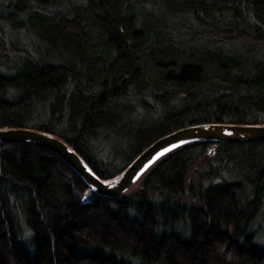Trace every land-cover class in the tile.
Here are the masks:
<instances>
[{
	"label": "trees",
	"instance_id": "16d2710c",
	"mask_svg": "<svg viewBox=\"0 0 264 264\" xmlns=\"http://www.w3.org/2000/svg\"><path fill=\"white\" fill-rule=\"evenodd\" d=\"M0 21L31 39L0 33V127L64 139L101 178L181 126L264 123V0H0ZM260 205L264 140L180 145L112 197L0 142V264H264Z\"/></svg>",
	"mask_w": 264,
	"mask_h": 264
},
{
	"label": "water",
	"instance_id": "95a60500",
	"mask_svg": "<svg viewBox=\"0 0 264 264\" xmlns=\"http://www.w3.org/2000/svg\"><path fill=\"white\" fill-rule=\"evenodd\" d=\"M198 140L247 142L264 140V123L196 122L176 128L149 143L113 178L99 177L64 139L24 127H0V142L43 146L63 157L98 194L112 197L126 191L157 158L180 145Z\"/></svg>",
	"mask_w": 264,
	"mask_h": 264
},
{
	"label": "rangeland",
	"instance_id": "374dc122",
	"mask_svg": "<svg viewBox=\"0 0 264 264\" xmlns=\"http://www.w3.org/2000/svg\"><path fill=\"white\" fill-rule=\"evenodd\" d=\"M3 12L7 13V10L4 9L2 6L1 8ZM3 15V14H1ZM0 33L5 37V39H11L13 40L15 46H16V52L22 53V55H25L28 51V44L31 40L29 36L22 32H13V30L9 29V26L5 23V21H0ZM4 46H10L8 45V42L4 41ZM112 145V143H110ZM109 145V144H107ZM214 145L210 146L209 151H213ZM130 151V148H127L126 150H123L122 153L118 154L114 160L113 165L118 166L122 165L124 162V157L126 154ZM100 153V152H99ZM107 153V149L102 151V154ZM101 154V153H100ZM20 220H22L20 218ZM252 230L255 233V242L259 245H262L264 243V205H260L256 211V216H253V219L251 220Z\"/></svg>",
	"mask_w": 264,
	"mask_h": 264
}]
</instances>
